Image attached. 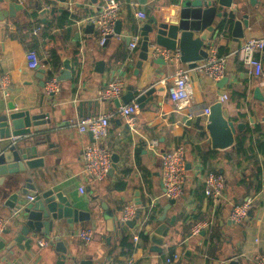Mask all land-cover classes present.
I'll list each match as a JSON object with an SVG mask.
<instances>
[{
    "label": "crops",
    "instance_id": "crops-1",
    "mask_svg": "<svg viewBox=\"0 0 264 264\" xmlns=\"http://www.w3.org/2000/svg\"><path fill=\"white\" fill-rule=\"evenodd\" d=\"M12 1L2 0L0 10H6ZM41 2L27 0L21 9L14 10V16L0 19V75L8 73L11 78L8 95L0 92V105L9 101L14 104V110L29 109L32 113L48 115V128L38 135L42 136L39 147L46 152L44 165L33 171V182L39 189L50 187L60 191L79 210L88 212L89 218L69 224L64 218L55 221L48 235L53 236L49 245L38 247L35 240L29 250L14 248L13 255L1 250L7 254V260L0 264H55L57 240L63 241L69 252L78 258L91 259L93 264H124L128 257L136 264H224L232 258L240 264H255V258L264 255V130L260 124L264 79L248 72L236 50L250 37L264 38V0H257L254 5L248 0H233L231 7L218 6L223 17H214L212 25L219 31L214 38L211 34L207 46V50L214 46L225 59L224 73L218 80L189 67L179 57L170 61L159 78L155 75L162 72V67L149 59L134 72L139 45L130 50L125 37L140 34V26L149 22L152 15L164 16L174 7L173 0H138L146 13L144 20L136 18L123 2L118 18L120 33L111 35L103 46L98 44L97 28L87 20L99 14L101 0H68V8L47 14L46 22L35 9V4ZM42 4L48 6L46 2ZM64 11L66 20L59 24ZM243 14H247L248 25L243 26L242 37L234 40L229 21L241 19ZM220 21L225 24L218 25ZM153 45L149 46V56ZM29 48L37 51L40 67L46 70L44 81L59 76L63 60L69 59L70 77L56 80L58 91L45 93L36 71L25 67V53ZM51 52L58 61L56 66L52 64L53 56L50 60ZM259 56L264 65V52ZM99 61L102 63L97 64ZM182 68L189 70L193 99L191 106L177 108L166 88L169 78ZM112 80L122 82L120 97L100 99V89ZM151 86L154 88L151 99L144 106H138L133 128L123 116L109 118L102 143L111 149V154L117 155L116 168L102 180L91 181L83 173L80 156L82 146L92 140L91 135L79 132L67 120L85 117L95 109L96 114L114 113L117 106L125 104L123 99L129 100L127 103L135 101L137 94ZM129 90L135 97L128 99ZM222 94L227 99L221 100ZM218 101L222 109H227L235 127L234 142L225 148L211 146L206 129L209 113L203 112L205 107L210 108ZM238 124H241L239 128ZM151 138L158 140L159 151L179 145L185 148L182 193L167 210L164 209L168 199L163 196L161 161L146 144ZM241 139L243 142L235 152V143ZM199 152L207 157L206 165L214 169L209 171L224 177L225 186L218 199L204 194L203 178L209 171ZM81 185L83 192L79 191ZM8 192L0 186L2 217H8L12 208L4 203ZM248 196L253 199L251 215L239 224L233 223L229 218L231 208ZM136 202L141 203V213L132 228H114L113 221L104 217V212L111 211L119 218L127 205L138 207ZM162 214L164 220H159ZM22 218L21 215L13 217L6 228H16ZM164 222L168 231L159 246L161 251L150 250L152 244L144 234L145 227L154 228ZM197 222L205 225L193 234L191 228ZM89 226L94 228V236L87 244L72 234L73 230ZM134 235L137 240L133 239ZM125 237L130 248L121 243ZM174 254L177 258H173Z\"/></svg>",
    "mask_w": 264,
    "mask_h": 264
},
{
    "label": "water",
    "instance_id": "water-1",
    "mask_svg": "<svg viewBox=\"0 0 264 264\" xmlns=\"http://www.w3.org/2000/svg\"><path fill=\"white\" fill-rule=\"evenodd\" d=\"M2 0H0L1 2ZM233 0H173V8L161 18L150 17V21L140 26L141 41L139 44L138 59L135 63L134 72L137 73L143 61L149 59L152 64L162 67V72L156 74L159 78L163 69L170 63V59H165L162 54L148 55V49L151 44L168 49L171 52H179V60L187 63L189 67H195L197 63L207 57V46L210 43V37H215L219 31L212 25L214 17H223V12H219L218 6L231 7ZM254 5L257 0H248ZM46 2L44 6L42 3ZM24 4L16 0L10 2L6 10H0V19L6 16H14V10L21 9ZM68 8V0H42L41 4H35L38 15L46 22L45 16L53 14L55 11H62ZM220 23L218 25H224ZM121 21L115 22L114 32L120 33ZM247 14H243L241 19L229 21L231 34L234 40L243 35V26L247 27ZM219 27V26H218ZM0 39L2 36L0 35ZM126 42L129 36L125 37ZM264 52V48L262 49ZM151 53V52H150ZM63 67L59 71L60 75L56 80L69 78L71 74V65L68 58L63 60ZM101 64L102 61L97 62ZM35 76L39 79V85L44 86L43 79L45 69L40 64L34 69ZM255 90V96L257 95ZM154 88L151 86L143 92L136 95L130 91L127 94L128 99L135 97L139 107L144 106L146 100L151 99ZM257 97V96H256ZM123 99V98H122ZM125 103L128 101L123 99ZM95 104L97 103L94 101ZM118 107V106H117ZM96 109L89 115H95ZM81 115V114H80ZM82 117V116H80ZM208 130L211 146L213 148H225L234 142L235 127L233 121L229 118L227 109H222L221 102L214 103L209 108L207 115ZM50 123L48 115L44 112L32 113L29 109L14 110L12 102H3L0 105V186L8 192L4 203L8 207H13L18 202L25 201L27 196H31L24 206L20 223L16 228H4L0 232V251L4 250L8 255L14 254V248L19 250H29L36 234L50 235L54 222L64 218L66 223H75L89 218V213L79 210L73 202L69 201L60 191L53 188L39 189L33 182V171L44 165V152L41 145L42 136L39 133L46 131ZM241 124L237 125V128ZM48 138V134L45 135ZM117 155L111 154L110 173L116 168ZM176 199H168L167 206L175 203ZM137 213L134 218L121 221L113 212H104V217L113 221L114 228L126 227L132 228L141 213L140 202ZM165 210V211H166ZM165 214V212H164ZM251 215L250 211L247 214ZM245 217V219L248 218ZM159 220H164L162 214ZM174 217L172 218L173 221ZM170 221V223H172ZM144 234L151 242L150 250L161 251L163 239L167 235L168 227L166 222L154 228L146 225ZM34 239V240H33ZM54 250L58 253L55 264H93L91 259L78 258L76 254L67 250L63 241L54 242ZM7 254L0 252V261L7 260ZM224 264H240L238 259H229Z\"/></svg>",
    "mask_w": 264,
    "mask_h": 264
},
{
    "label": "built area",
    "instance_id": "built-area-1",
    "mask_svg": "<svg viewBox=\"0 0 264 264\" xmlns=\"http://www.w3.org/2000/svg\"><path fill=\"white\" fill-rule=\"evenodd\" d=\"M20 4H25L27 0H16ZM206 1V0H205ZM126 3L132 9L133 15L139 20L146 18V13L140 8L138 0H101L99 5L100 12L96 16H89L87 20L95 25L98 31V44L103 46L111 35H114L115 22L119 18L122 4ZM37 30H40L38 27ZM141 41L139 33H133L129 37L128 47L134 50ZM264 48V38L250 37L245 40L236 50L242 64L248 72L256 77L264 79V65L261 54ZM151 54H162L165 59L173 60L179 57V52H171L163 47L153 45ZM195 68L199 72L218 80L224 73L225 59L218 55L217 49L210 46L207 57L199 61ZM39 64V56L34 48H29L25 53V67L27 69H35ZM166 92L169 99L174 102L177 108L183 106H191L193 94L189 83V70L178 69L173 76L169 78ZM11 78L8 73L0 75V92L3 96L8 95L10 89ZM45 93L52 94L58 91L59 85L55 78H50L45 81L43 86ZM123 89L122 82L112 80L108 82L99 91L100 99H118ZM227 99L226 94L221 95V100ZM138 111V103L132 100L129 103L120 104L116 111L111 114H95L85 117L69 118L67 123L75 126L79 132H89L92 140L82 146L81 159L83 164V173L91 181H100L105 178L111 166V149L102 143L103 138L107 134L109 118L111 116H123L130 128L135 125V114ZM205 114L209 113V108L203 109ZM260 124L264 130V109L260 119ZM148 148L160 158L161 161V181L163 186V196L167 199H176L182 193L183 181L186 172L185 148L182 145L168 151H159V142L156 138L146 140ZM203 191L206 196L218 199L222 196L225 186L224 177L218 173L209 171L203 178ZM79 191H84V186H79ZM31 196H27L25 201L15 204L9 213L8 217L0 216V232L6 228L7 223L13 217H18L22 214L24 206ZM252 197H246L241 202L233 205L229 212V218L233 223L239 224L247 216L252 204ZM138 207L134 204L127 205L120 214L121 221H127L135 217ZM205 225V222H197L191 232L197 234ZM72 234L80 239L84 244L89 243L94 236L93 227H82L72 231ZM55 236V235H54ZM134 235L133 239L137 240ZM38 247H45L53 241V236H39L35 238ZM177 258V254L173 255ZM170 261V258H167ZM124 264H136L135 261L128 257ZM255 264H264V255H259L255 258Z\"/></svg>",
    "mask_w": 264,
    "mask_h": 264
},
{
    "label": "trees",
    "instance_id": "trees-1",
    "mask_svg": "<svg viewBox=\"0 0 264 264\" xmlns=\"http://www.w3.org/2000/svg\"><path fill=\"white\" fill-rule=\"evenodd\" d=\"M65 17H66V11H64V12L61 13V19H60V23L59 24H62L66 20ZM50 25L51 24H49V26ZM53 55H54V53L51 52V56H50L51 58H50V60L52 61L54 59L53 62H52V64L56 66L58 61H56V59H55V57ZM52 56L54 57L53 59H52ZM242 142H243L242 139L236 141L235 146H234L235 152H237V150L240 148V145L242 144ZM214 151L215 150H212L211 152L214 153ZM199 153H200L201 161L203 162V164L206 167L207 171L214 170V169H212V168H210L209 166L206 165L207 157L205 156V154L204 153H201V152H199ZM256 176H257V181H258L257 187H259L261 185V180L259 178V176H260L259 171L256 173ZM151 215H152V213H150L148 215V218H150ZM121 243H122L123 246H126L127 248H130L131 247V244L128 242V240H127L126 237L122 239V242Z\"/></svg>",
    "mask_w": 264,
    "mask_h": 264
}]
</instances>
